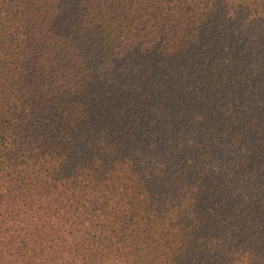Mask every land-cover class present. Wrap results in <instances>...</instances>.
<instances>
[{"label": "trees", "instance_id": "trees-1", "mask_svg": "<svg viewBox=\"0 0 264 264\" xmlns=\"http://www.w3.org/2000/svg\"><path fill=\"white\" fill-rule=\"evenodd\" d=\"M0 264H264V0H0Z\"/></svg>", "mask_w": 264, "mask_h": 264}]
</instances>
